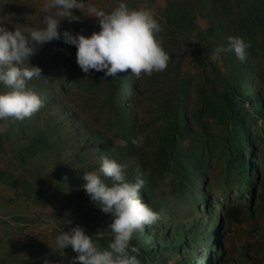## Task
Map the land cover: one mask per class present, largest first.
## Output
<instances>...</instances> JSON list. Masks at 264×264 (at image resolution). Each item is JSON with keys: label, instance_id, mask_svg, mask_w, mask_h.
<instances>
[{"label": "rangeland", "instance_id": "obj_1", "mask_svg": "<svg viewBox=\"0 0 264 264\" xmlns=\"http://www.w3.org/2000/svg\"><path fill=\"white\" fill-rule=\"evenodd\" d=\"M90 2L111 11L120 0ZM124 2L130 8L152 9L164 29L157 35L170 56L168 66L163 71H154L151 75L142 73L139 77L128 69L125 79L119 74L112 80L108 77L105 80L102 71L84 73L76 62L75 46L62 40L45 43L30 58L33 65L42 69L43 76L27 84L42 100L41 107L30 116L31 130L19 135L16 130L20 128L13 118L0 121L7 124L6 130L11 131L10 138L5 139L6 149L0 151V172H5L0 174V264H43L45 258L50 264H69V259L77 253L71 246L55 251L56 229L44 227L49 220H55L57 227L65 231L75 226L82 227L87 234L96 233L98 228L104 229L102 244L93 241L99 249L107 248L113 238L108 229L112 222L109 220L111 214L97 207L99 205L96 206L81 187L85 183L83 173L97 169L101 157L91 147L93 144L87 143V133L92 129H103L111 136L118 135L122 109L129 113L127 128L139 135L145 136L153 128L160 131L171 128L167 121V116L171 114V107H168L171 97L165 94L170 95L176 83L189 98L182 106L187 111V118H191L195 132L201 134L205 128L209 134L207 139L213 147L210 150L212 163L206 170L208 182L203 184L199 181V185H205L214 197L211 204L214 207L210 206L206 227L218 234L219 226L216 222L212 224V221L218 219V215L225 218L226 206L229 210L251 206L253 217L242 222L231 216L225 219L222 226L226 235L223 261L229 259L224 264H264V143L257 136L255 140L253 137L248 141L249 136L259 132L257 123L261 119L248 120L245 126L248 138L246 136L241 147L234 151L231 129L220 118L222 113L228 114V109L223 110L227 107H223L225 101L222 95L230 85L235 88L233 90L242 92V101L238 102L240 98H236L238 103L234 111L242 107L241 111L250 115L248 110L253 107L248 100L254 97L257 99L255 105L258 113L264 111V27L256 23L258 17L264 16V0ZM46 3L47 0H0V24L9 30L23 23L41 27ZM170 6L177 10H189L188 15L195 19V29L184 35L167 29L166 11ZM86 8L87 4L80 11L74 9L76 15L82 14L81 20L69 22L65 19L61 21L60 30L71 29L73 33L81 32L86 36L99 31L97 18L83 16L86 15ZM228 21L233 22L232 34L241 36L251 45L244 62L234 52L217 54L215 51L217 47L227 46L230 29L225 24ZM241 28H250L249 35L242 33ZM175 35L177 40L174 41ZM174 42L180 48L175 49ZM0 91H7V88L0 85ZM198 108H202L201 116L196 115ZM186 120L180 115L181 125H188ZM226 137H230V142ZM189 138L190 135L185 137L184 146L189 144ZM26 139H37L38 146L44 149L25 160L20 156L18 147ZM47 140L50 143L46 144ZM243 159L244 165L234 167ZM93 165L95 168H92ZM256 169L259 171L258 185L249 205L250 192L245 190V181L248 173ZM172 178L173 174L168 173L160 191L173 186ZM238 178L241 182H238ZM13 180L15 183L12 184ZM22 180L30 183L25 190L21 185ZM228 187L230 190H225L228 195L226 201L220 193ZM26 190L31 194L26 195ZM183 202H177L176 209ZM205 207L199 193H196L193 202L185 209V217L189 215L188 220L194 222L205 219ZM138 231L135 230L132 237L140 242L142 238ZM205 236L196 249H193L191 242L192 248L185 251L189 253L186 255L188 260L200 258L211 249L206 244L208 236L202 235ZM143 237V244L149 243L151 256H155L154 240L149 238V234ZM182 250L185 248L175 252L176 257H181ZM176 257L172 256L169 263H174Z\"/></svg>", "mask_w": 264, "mask_h": 264}, {"label": "clouds", "instance_id": "obj_2", "mask_svg": "<svg viewBox=\"0 0 264 264\" xmlns=\"http://www.w3.org/2000/svg\"><path fill=\"white\" fill-rule=\"evenodd\" d=\"M85 4L86 15L83 16L97 18L99 31L88 36L73 33L71 29L61 31V21L81 20L82 14L76 15L73 10L80 11ZM41 24V27H35L23 23L13 30L0 24V85L7 88V91H0V121L24 120L41 107L40 96L27 84L34 78H43L42 69L33 65L30 58L47 42L62 40L75 46L80 69L84 73L102 71L104 79L116 77L118 72L128 69L137 77L142 73L151 75L154 71L165 70L170 60L157 35L164 30L163 26L152 9L130 8L124 0L111 11L97 7L90 0H47ZM250 46L241 36L231 35L227 38V46L217 47L215 51L217 54L234 52L244 62ZM6 128V123H0V133ZM131 142L139 146L143 138L135 137ZM127 167L101 156L99 167L85 171L82 176L85 183L81 187L90 200L113 218L108 225L113 238L107 248L99 249L93 235L80 226L65 231L57 227L55 220L44 225L56 229L55 251L71 246L77 253L69 259V264H141L139 249L130 244L132 234L155 223L159 216L140 198L139 190L144 180L140 177L135 182L126 179ZM104 177L110 178L111 184L106 183ZM215 235L218 237L219 233ZM43 264H50V261L45 258Z\"/></svg>", "mask_w": 264, "mask_h": 264}, {"label": "trees", "instance_id": "obj_3", "mask_svg": "<svg viewBox=\"0 0 264 264\" xmlns=\"http://www.w3.org/2000/svg\"><path fill=\"white\" fill-rule=\"evenodd\" d=\"M188 11L189 10H183L182 8L177 10L173 6L168 7L166 11L167 29L183 35L194 30L196 27L195 19L194 16L188 15ZM250 21L253 22L254 20ZM232 23V21H228L225 24L230 29V36L234 33V26ZM256 23H260L259 25L264 27V16L258 17ZM249 31L250 28H241V32L244 34H248ZM175 40H177L176 35L174 41ZM174 48H180L177 42H174ZM127 72V70L118 72L117 75L120 74V77L122 76L123 79H125ZM108 79L112 80V77L109 76ZM250 83L252 84V81ZM233 89L235 88L230 85L227 91L222 95V99L225 101L223 107H227L223 110L225 112L228 109V114L226 112L222 113L220 118L221 121L231 129V134H229L230 137L233 135L234 138V151L241 147L242 140L245 139L246 136L248 138L247 128L245 127L248 120L259 121L261 119V121L257 123L259 132L255 136H249L248 141L253 137L255 140L257 136V139L264 143V111L263 113H258V109L255 105L257 99L255 97L248 100L250 106L253 107V109L248 110L250 115L243 113L241 111L242 107L234 111L237 103L242 101V92ZM117 95L118 94L115 95V98ZM165 96L171 97V102L168 103V107H171V114L167 116V121L171 128L165 131L153 128L147 135H139L127 128V116L129 113L122 109L120 127L117 126V130L119 131L118 135L114 137L103 129L98 131L92 129V131L87 133V143L93 144L91 147L97 150L99 156H107L121 164L128 165L125 172L126 179L130 182H135L137 177L144 180V185L139 190L140 198L158 213L159 218L155 223L145 225L143 229H139L137 233L140 239L142 238L140 242L136 237H132L130 240V244L135 245L139 249L138 258L141 264H170L169 261L172 256L176 257L177 253L175 252H178V250L180 251L182 248H185V250H182L181 257H176L174 263L171 264H193V262L194 264L227 263L229 259L223 261L226 252V235L222 230V226L224 225L225 219L231 216L230 218H235L236 221L242 222L247 218L253 217L254 210L251 206H242V209L239 210L236 208L229 210V207L226 206L224 209L225 218L218 215V219L212 221V224L216 222L219 226L220 233L218 237L211 229L206 227L208 221L207 214H209L211 208L214 207L213 205L211 206L214 197L211 193L212 191L205 185H199V181H202L203 184L208 182L209 176L206 170L212 163L210 150L213 149L207 139L209 134L205 128L201 134L195 132V126L191 123V118H187V111H185L182 106L189 98L187 94L183 92V89L179 87L178 83H176V87L172 93L170 95L165 94ZM202 97L200 99H202ZM237 97L240 98L238 102L235 101ZM262 108L264 110V106H262ZM201 110L202 108H198L197 116L202 115ZM180 115L182 119H187L188 125L184 126L180 124ZM13 122L20 128V130H16L19 135L31 130L32 120L30 117L24 120H14ZM195 125H197V123ZM10 132L11 131L6 130L0 133V151L6 149L5 139L10 138ZM188 135L191 137L189 138L190 142L187 146H184V139ZM24 137L27 136L24 135ZM135 137L143 138V142L139 146L131 142V139ZM230 137H226L228 142H230ZM124 142H127L126 145ZM48 143H50V140H47L46 144ZM18 148L20 156L25 160L29 156H33L44 149L43 146H38L37 139H26ZM244 163L243 159L240 164L238 163V165L234 167H240V165H244ZM229 165L232 166L230 163ZM92 168H95V165H93ZM168 173L174 176V178H172V180H174L173 186L169 190L163 189L160 191L163 184L162 181L167 177ZM0 174L3 175L5 172L2 171ZM258 174V169L251 173L249 172L245 181L247 185V189L245 190L250 192L249 205H251L252 197L256 192ZM105 181L111 184L110 178L106 177ZM238 182H241L239 178ZM13 183H15V180L12 181V184ZM21 185L25 190V186L30 185V183L27 180H22ZM237 187L238 186H236V188ZM238 188H240V186ZM225 190H230V188L222 189L220 194H222L221 198L227 201L228 195ZM196 193H199L206 207L204 212L205 219H199V221L194 222V220H188L189 215L186 214L185 217V209L193 202ZM25 194L30 195L31 193L26 190ZM217 199L219 200V196ZM179 201L184 202L176 209L175 204ZM112 219V216L109 215V220L112 221ZM143 230L145 233H143ZM103 231L104 229L98 228L95 230L96 233L93 232L88 234L93 235L92 238L102 244L105 238V236H102ZM145 234H149V238L154 240L155 256H151L149 243L146 242L143 244V241H145L143 236H145ZM203 234L208 236V242H206V244L211 249L204 252L200 258L197 257V259H193L192 257L191 260H188L186 255L189 253H185V251L192 247L196 249L199 243L206 238V236L202 237ZM191 242L194 244L192 247L190 245Z\"/></svg>", "mask_w": 264, "mask_h": 264}, {"label": "crops", "instance_id": "obj_4", "mask_svg": "<svg viewBox=\"0 0 264 264\" xmlns=\"http://www.w3.org/2000/svg\"><path fill=\"white\" fill-rule=\"evenodd\" d=\"M7 212H8V210H7Z\"/></svg>", "mask_w": 264, "mask_h": 264}]
</instances>
